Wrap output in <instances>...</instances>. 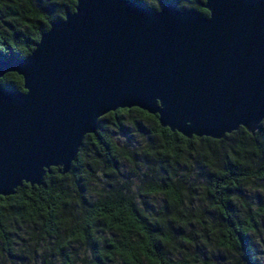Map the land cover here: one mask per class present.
Listing matches in <instances>:
<instances>
[{
    "label": "trees",
    "instance_id": "1",
    "mask_svg": "<svg viewBox=\"0 0 264 264\" xmlns=\"http://www.w3.org/2000/svg\"><path fill=\"white\" fill-rule=\"evenodd\" d=\"M76 2L0 0V58L29 55ZM203 3L191 9L208 15ZM0 85L24 91L15 72ZM262 249L264 120L254 134L187 138L158 115L118 109L68 173L53 167L42 185L0 196V264H264Z\"/></svg>",
    "mask_w": 264,
    "mask_h": 264
},
{
    "label": "water",
    "instance_id": "2",
    "mask_svg": "<svg viewBox=\"0 0 264 264\" xmlns=\"http://www.w3.org/2000/svg\"><path fill=\"white\" fill-rule=\"evenodd\" d=\"M29 55L0 58V196L71 170L99 119L138 107L187 138L224 139L264 120V0H76Z\"/></svg>",
    "mask_w": 264,
    "mask_h": 264
},
{
    "label": "rangeland",
    "instance_id": "3",
    "mask_svg": "<svg viewBox=\"0 0 264 264\" xmlns=\"http://www.w3.org/2000/svg\"><path fill=\"white\" fill-rule=\"evenodd\" d=\"M145 1H147L150 4H155L157 6H160V7L162 6V4H160L162 0H145ZM194 2H195V0H183V4L186 6L185 10L191 9V5ZM106 122H107L106 124H107L108 128L111 130L112 129L111 128L112 127L111 124H109L108 120H106ZM113 136H114L113 139L115 141H117V142H121V141L124 140V136L121 133L116 132V133L113 134ZM262 250L264 251V249H262Z\"/></svg>",
    "mask_w": 264,
    "mask_h": 264
}]
</instances>
